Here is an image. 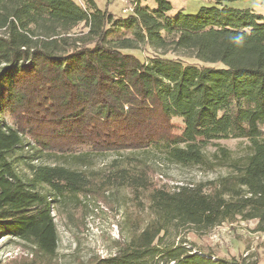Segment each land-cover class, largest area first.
Masks as SVG:
<instances>
[{
    "label": "trees",
    "instance_id": "obj_1",
    "mask_svg": "<svg viewBox=\"0 0 264 264\" xmlns=\"http://www.w3.org/2000/svg\"><path fill=\"white\" fill-rule=\"evenodd\" d=\"M153 1L130 0L133 11L116 17L109 2L0 0V239L31 250L7 264H55L54 199L92 192L87 174L42 159L159 146L172 163L198 166L202 145L230 139L250 141V152L206 183L165 189L140 167L103 175L144 195L151 219L94 264H257L214 260L170 236L238 220L264 233V17L227 6L172 16L167 0ZM111 30L131 38L112 41ZM137 44L146 61L123 52Z\"/></svg>",
    "mask_w": 264,
    "mask_h": 264
},
{
    "label": "rangeland",
    "instance_id": "obj_2",
    "mask_svg": "<svg viewBox=\"0 0 264 264\" xmlns=\"http://www.w3.org/2000/svg\"><path fill=\"white\" fill-rule=\"evenodd\" d=\"M82 4L83 0H75ZM97 7L104 10L109 2L108 11L116 17H126L124 13L133 3L130 0H94ZM135 1V0H133ZM172 10L169 15L182 13L195 15L203 9L224 6L232 8H252L264 17V0H167ZM139 5L156 8L153 0H138ZM253 11V10H252ZM79 30L85 31L82 27ZM109 39L131 38V32H113ZM138 49L123 50L146 61L143 45ZM151 51L154 52L153 49ZM159 53V51H157ZM192 61V60H191ZM193 62V61H192ZM9 121V118H7ZM178 123V120H174ZM251 143L246 139L216 140L202 145L207 163L198 166H181L169 161L159 146L144 150H127L118 153H94L87 148L78 150L64 158H44L38 163L63 165L87 174L93 189L90 193L67 194L54 199L53 218L57 234L55 264H94L98 259L113 255L120 244L137 235L150 221L144 195L134 200L127 187L103 185V175L117 168H144L155 185L173 189L185 184L206 183L231 174L234 167L250 152ZM27 151V150H26ZM222 151L229 154L224 157ZM17 154L21 155L22 152ZM18 171L27 177L24 162L19 160ZM256 222L238 220L233 224H222L207 234H195L190 229H182L170 236V241L179 243L186 240L187 248L193 252L209 254L216 259L231 261L249 258V262L264 264V233L255 231ZM169 241V239L167 240ZM164 242V241H163ZM31 250L27 244L16 240L0 239V264H7L16 258L30 259Z\"/></svg>",
    "mask_w": 264,
    "mask_h": 264
},
{
    "label": "built area",
    "instance_id": "obj_3",
    "mask_svg": "<svg viewBox=\"0 0 264 264\" xmlns=\"http://www.w3.org/2000/svg\"><path fill=\"white\" fill-rule=\"evenodd\" d=\"M135 6H136V3H133L132 5H130V7L128 9H124L123 12L124 13H131Z\"/></svg>",
    "mask_w": 264,
    "mask_h": 264
},
{
    "label": "crops",
    "instance_id": "obj_4",
    "mask_svg": "<svg viewBox=\"0 0 264 264\" xmlns=\"http://www.w3.org/2000/svg\"><path fill=\"white\" fill-rule=\"evenodd\" d=\"M108 1V0H107ZM227 1H235V0H226V2ZM232 8V7H231ZM234 9H239V10H253L254 11V9H252V8H245V9H240V8H234ZM256 13V12H255ZM257 14V13H256Z\"/></svg>",
    "mask_w": 264,
    "mask_h": 264
}]
</instances>
